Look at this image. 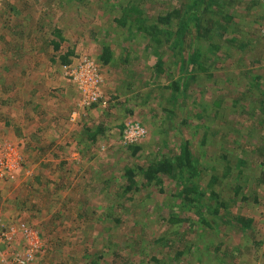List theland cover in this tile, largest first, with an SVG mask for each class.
<instances>
[{"label":"rangeland","instance_id":"374dc122","mask_svg":"<svg viewBox=\"0 0 264 264\" xmlns=\"http://www.w3.org/2000/svg\"><path fill=\"white\" fill-rule=\"evenodd\" d=\"M5 1L15 10L0 0V127L13 138L3 134L0 155L16 163L13 178L0 180V221L37 231L32 264L86 263L97 253L102 264L131 255L134 264H264V0ZM128 1L147 32L118 21ZM82 57L100 66L91 84L67 67ZM133 122L144 136L129 131ZM188 141L205 204L225 202L206 215L207 233L180 207L175 168L160 184L122 188L126 167L140 186L141 168L173 162ZM236 216L252 221L242 227ZM19 232L10 251L26 244ZM136 239L140 253L130 248Z\"/></svg>","mask_w":264,"mask_h":264},{"label":"trees","instance_id":"16d2710c","mask_svg":"<svg viewBox=\"0 0 264 264\" xmlns=\"http://www.w3.org/2000/svg\"><path fill=\"white\" fill-rule=\"evenodd\" d=\"M4 2H6L5 0H3ZM194 0H192L191 2L193 3ZM7 3V2H6ZM8 4V3H7ZM131 1H128V3H126L123 6V14L120 17V19L118 20L122 25H126L128 24H133V22H136V28L137 30H143L145 32L148 31V28L144 26V23L141 22L140 24L137 22V16L136 18H133V15L136 14L138 12V14L141 12L135 5H130ZM9 6V4H8ZM186 4H184L182 6V10L180 11V21H181V25L183 26L181 30V32L183 30H185V26H186ZM196 9V8H195ZM9 10L14 11L15 8L14 7H10L9 6ZM174 11L176 12V9H173L171 12L174 13ZM177 13V14H178ZM230 14L229 13H224V18L225 19H230ZM170 17L171 15L168 13L165 15L164 18H161L162 21H165L166 23H168L170 21ZM195 29H196V35H200L201 34V29L199 30L198 28V20L195 19ZM178 24V25H180ZM188 28V27H187ZM180 30L177 31V37L180 35ZM154 31V27H151V32ZM205 34L207 35V30L204 29L203 30ZM56 36H58V34H56ZM52 45L53 46H57L58 47V42L57 41H52ZM114 59V55L111 51V49L109 48V43L105 42L102 46V54L100 56V61L102 62V64H108V63H112ZM126 64V63H125ZM182 85L181 82L178 83H174V90H178V88H180V86ZM216 105H219V102L217 101L215 103ZM92 137V136H91ZM93 138V137H92ZM139 148L134 147V149ZM180 150H182L181 155H179L178 158L173 159V162L170 161V159L168 158H163L161 161H157V162H153L151 164H149L147 166V168L145 170H143L142 168L140 169L142 180L141 185H138L137 179H136V170L131 168V167H126L125 171H124V175H125V181L124 183H122V188L125 192H132L134 190H139L140 187H148L152 184L155 183H159L161 182V176L162 175H170L173 174L175 175L174 172V168L178 171V174L180 176V181L178 182L179 185H181V187H176L175 190L177 197L180 200V207L184 210V208H186V212H192L193 215L195 217H197V223L195 222V219H189V217L184 216L181 218H175V217H171L169 218V220H180L183 221V219L187 220H191V222H195V231H202L205 229V232L207 233L208 229L210 227H212L213 225L210 223L211 221H209L206 218V215L208 213L211 214H217L218 212H220V210L222 208H224L225 206V202L223 201H219L216 203V207H212V205L209 203V205L205 204V200L206 203H208V199H205V192L204 190L200 187V183L199 181L197 182L196 179H194V177L199 175V172H197V166L195 165L196 159L194 158H190V144L189 141L188 142H184V145H182L180 148ZM193 164V165H192ZM160 184V183H159ZM157 185V184H156ZM212 196H216L217 197V193L211 192ZM170 217V216H169ZM187 217V218H186ZM235 219L239 222V224L243 227V226H249V224L251 223V219H245L243 217L240 216H236ZM197 224V225H196ZM181 238H184V240L182 242H180L179 244H183V242L186 241V233H181L180 234ZM185 236V237H184ZM164 238H162L163 240ZM137 240V239H136ZM165 242H167L168 239H164ZM130 243H136L135 246H130V248H133L135 250V252L140 253L141 252V247L142 245H144V242L142 241H132ZM160 246V245H157ZM164 247V246H163ZM155 252V251H153ZM178 253V252H177ZM141 255V254H140ZM116 256V253H114V256L109 260H113L114 257ZM133 255L130 256V258L127 260V264H134L133 262L135 261V257H132ZM147 260H153V261H157L158 257H157V253H150L149 255H147ZM145 259L142 258L141 262L144 261ZM108 263V261L106 262ZM78 264V263H77ZM79 264H102L101 259H99V253H97V255H94L89 262L86 263H79Z\"/></svg>","mask_w":264,"mask_h":264},{"label":"built area","instance_id":"2783aa9c","mask_svg":"<svg viewBox=\"0 0 264 264\" xmlns=\"http://www.w3.org/2000/svg\"><path fill=\"white\" fill-rule=\"evenodd\" d=\"M70 68V74L75 78H79L80 83H92L97 81L100 76V66L98 62L88 57H82L74 66L67 65ZM90 83V84H91ZM100 96V95H99ZM96 90L92 93V99L99 98ZM93 102V101H92ZM129 131L134 132L135 136H144L146 129L137 122L130 123ZM133 134V135H134ZM129 139H132V135H128ZM0 155V180L6 177L13 178L11 175V168L15 165L16 161H12L8 157H1ZM15 167V166H14ZM19 230V234H22L25 246L21 250L10 251L11 244L13 242L16 231ZM18 234V233H17ZM21 236V237H22ZM41 242L37 231L27 225L6 226L0 221V261L9 264H32L35 256L41 248Z\"/></svg>","mask_w":264,"mask_h":264},{"label":"crops","instance_id":"0c3cea01","mask_svg":"<svg viewBox=\"0 0 264 264\" xmlns=\"http://www.w3.org/2000/svg\"><path fill=\"white\" fill-rule=\"evenodd\" d=\"M28 73H29V71L26 70V71H23L22 75H27ZM14 84H15V83H14ZM18 88H19V86H18L17 84H15V85H13V86L10 87V89L13 90V92H16ZM15 97H16V93L14 94V98H15ZM14 98H13V99H14ZM11 99H12V98H11ZM4 123H5V122H4ZM0 126H1V125H0ZM44 129H45V127H44ZM4 133H6L7 135H9V139H10V138H13V136L10 135V128L2 125V127H0V139H1V137L4 136V135H3ZM16 137H17V136L15 135L14 138H16ZM21 148H22V147H20V149H21Z\"/></svg>","mask_w":264,"mask_h":264}]
</instances>
